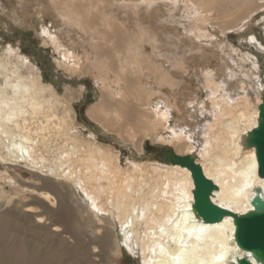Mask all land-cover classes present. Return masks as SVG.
Returning a JSON list of instances; mask_svg holds the SVG:
<instances>
[{
    "label": "bare ground",
    "instance_id": "1",
    "mask_svg": "<svg viewBox=\"0 0 264 264\" xmlns=\"http://www.w3.org/2000/svg\"><path fill=\"white\" fill-rule=\"evenodd\" d=\"M0 8L68 76H92V121L138 154L150 139L191 155L217 186L213 203L252 210L264 177L244 142L258 124L264 76L248 52L264 53L251 30L264 28V0H0ZM235 28L248 52L228 41ZM74 94L81 90L44 83L17 43H0V264H124L123 253L138 264H230L247 254L230 215L205 223L195 214L187 167L150 157L123 164L122 151L85 134Z\"/></svg>",
    "mask_w": 264,
    "mask_h": 264
},
{
    "label": "rangeland",
    "instance_id": "2",
    "mask_svg": "<svg viewBox=\"0 0 264 264\" xmlns=\"http://www.w3.org/2000/svg\"><path fill=\"white\" fill-rule=\"evenodd\" d=\"M262 9H259V12ZM253 35L257 38V41L264 42V28L261 24L252 25ZM241 34V33H240ZM228 41L239 50L247 51V47L243 44L241 35L238 33V28L228 31ZM17 43L20 49L30 57V59L36 64L37 70L40 75V79L44 83L52 84L54 89L59 93L63 94L65 88H72L75 92H80L81 94L77 96L72 105L77 113V121L82 124L85 134L87 132H93L96 136L105 141V143L114 146L116 149L122 151L121 159L122 163L126 164L129 160H145L146 157L151 159L160 160L166 162L161 155V151L164 148H168L176 153L175 149L168 144H161L159 142L147 139L143 143V151L138 154L136 147L130 142H124L116 135L107 132L102 129L99 124L92 121L86 114L87 108L94 103L98 98L97 86L94 83L92 76L90 75H69L63 70H60L54 61L52 56V49L50 47H45L40 42L39 38L35 35L34 31L29 28H23L15 25L1 10L0 8V43L4 42ZM251 47V46H250ZM248 52V51H247ZM251 52V53H250ZM248 52L251 58H253L260 66V74L264 76V53L257 49ZM253 54V55H252ZM264 79V78H263ZM264 85V80H263ZM28 175V174H26ZM6 209L8 207L4 206ZM2 208H0V211ZM126 249V247H123ZM124 264H138L137 258L130 254L123 253Z\"/></svg>",
    "mask_w": 264,
    "mask_h": 264
},
{
    "label": "water",
    "instance_id": "3",
    "mask_svg": "<svg viewBox=\"0 0 264 264\" xmlns=\"http://www.w3.org/2000/svg\"><path fill=\"white\" fill-rule=\"evenodd\" d=\"M245 146L254 147L258 163L257 174L264 177V93L259 105V120L245 138ZM166 162L179 164L191 171L194 182L192 208L195 214L205 223L219 222L225 215H230L234 224V239L237 247L247 254L230 264H264V194L257 192L251 198L252 210L237 214L222 208L210 199L216 184L207 178L200 165L191 155H177L164 148L161 155Z\"/></svg>",
    "mask_w": 264,
    "mask_h": 264
}]
</instances>
